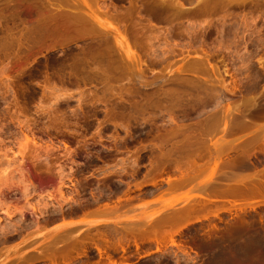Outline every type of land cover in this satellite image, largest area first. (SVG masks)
Masks as SVG:
<instances>
[{
    "label": "rangeland",
    "instance_id": "obj_1",
    "mask_svg": "<svg viewBox=\"0 0 264 264\" xmlns=\"http://www.w3.org/2000/svg\"><path fill=\"white\" fill-rule=\"evenodd\" d=\"M60 1L130 53L0 12V264H264V0Z\"/></svg>",
    "mask_w": 264,
    "mask_h": 264
},
{
    "label": "bare ground",
    "instance_id": "obj_2",
    "mask_svg": "<svg viewBox=\"0 0 264 264\" xmlns=\"http://www.w3.org/2000/svg\"><path fill=\"white\" fill-rule=\"evenodd\" d=\"M56 1V2H55ZM64 1V0H63ZM155 1V0H154ZM165 1H167V0H165ZM171 1V0H170ZM51 2V0H0V12L1 11H3V14L1 13V17H3V15H4V11H5V14H7L8 15V13L9 12H12V13H16L17 12V16H18V12H20L21 11V13H22V11L24 12V10H25V7L24 6H27L26 8H28L29 6L30 7H34L36 10L35 11H39V10H41L42 9V11H41V14H42V12L45 10V11H47V12H44L43 14L44 15H41L40 13L38 14V15H41V16H38L37 15V13H34L35 14V16H38V18L37 17H34L36 20H35V24H39V26H37V27H35L33 24L31 25V27L32 26H34V27H32V28H26V26L27 27H29V24H31V22H29V24L28 25H26V23H24V20H23V17H21V20L23 21V23L25 24V27H23V30H24V32H22L23 34H24V37L21 35L22 33H20V35L22 36V38L20 39L21 41L20 42H24L25 40L23 39V38H25L26 39V37L29 39H26V41L25 42H27V40L28 41H30V43L33 45V43H32V40H34V38H35V35H36V38L37 39H41L40 41H44V37L45 36H43V35H47V36H49L48 37V39H50V37L52 36V35H54L57 31H59L61 28H62V24L64 25V29H65V27H66V25L68 26V24L70 25V26H68V27H66L67 28V30H70V29H72V30H76V28L79 30H81V31H77L76 30V32H80V34H78V33H76L75 31V35H81V32H83V31H85L86 33L88 32V34L90 35V36H87L88 34H85V33H82V35H86L87 37H90V38H87V40H89V39H91L90 40V42H92L91 44H90V42H89V45H91V46H89V48L86 46V45H84V46H86V48H88V49H84L85 47H83V49H84V51L83 52H81L82 54H84L83 56H82V54H79V50H78V54H79V56L81 55V57H84V60H87V61H85L84 63H88V61L89 62H91V66H90V68L91 67H93L92 69H94L96 66H95V64L97 65V63H98V65H97V68H95V70L97 69V72L99 71V68L100 69H102L101 68V65H100V63H103V62H105L106 61V59L107 58H109L110 57V53L114 56V52H115V54H116V56H117V54H118V57H120L119 55H121L122 53H124V54H126L127 55V57L129 56V51H130V49H129V47H128V45H127V43H126V41H125V38L122 36V35H120V38H117V37H114L113 36V34H117V32H114L112 29H109L108 28V26H107V24H105V23H103L99 18H98V14L100 15V14H102V15H107L108 14V12H103V8L101 9V11H90L89 13H86V12H84V11H82L81 9L83 8L82 6V8L80 9H78L77 7H75L74 5V7L75 8H73V9H69V10H66V8H62L61 7V1L60 0H54V2H53V0H52V2L53 3H50ZM69 2V1H68ZM67 2V3H68ZM127 2V1H126ZM133 2L134 1H132V5H133ZM136 2H138V1H135V4H136ZM149 2H150V0H149ZM156 2V1H155ZM154 2V3H155ZM159 2V1H158ZM164 2V1H163ZM162 2V3H163ZM66 3V4H67ZM130 3L131 2H128V4L130 5ZM144 3V2H143ZM64 4V3H63ZM70 3H68V5H69ZM78 4V3H77ZM140 4V3H139ZM138 4V5H139ZM165 3H163V5H164ZM177 4V3H176ZM65 5V4H64ZM129 5L127 6V7H129ZM141 5H142V2H141ZM167 5H169V3L167 4ZM170 5H171V3H170ZM169 5V6H170ZM142 6H146V3L144 4V5H142ZM141 6V7H142ZM148 6V5H147ZM146 6V7H147ZM158 6V5H157ZM159 6L161 7L162 6V4L160 5V2H159ZM168 6V7H169ZM172 6V5H171ZM64 7V6H63ZM71 7V6H70ZM149 7V6H148ZM164 7V6H163ZM163 7H161L162 9H163ZM24 8V9H23ZM41 8V9H40ZM67 8H69V7H67ZM99 8V7H98ZM97 8V9H98ZM130 8H132V9H130ZM135 8H140V6H138V7H136V5H135V7H134V5H133V7L131 6V7H129V9L128 8H124L125 10L127 9L128 10V12H125L126 14H132L131 13V11L133 10V11H135L134 9ZM152 7H150L149 9H151ZM155 9H153V10H156V7H154ZM158 8V7H157ZM23 9V10H22ZM29 9H33V8H29ZM27 10V11H29V12H31V10ZM95 10H96V8H94ZM141 9V8H140ZM139 9V11H143V10H140ZM145 9H147L148 10V8H144V11H146ZM170 9V7L168 8V10ZM171 9H173L172 7H171ZM170 9V10H171ZM25 10V11H26ZM51 10V11H50ZM52 10H54V12L52 11ZM93 10V9H92ZM100 10V9H99ZM105 10H107L106 8H105ZM158 10V9H157ZM154 11V13L155 12H158V11ZM161 10V9H160ZM159 10V12L161 13L162 11H160ZM165 10H166V6H165ZM167 10V11H168ZM6 11H7V13H6ZM9 11V12H8ZM26 11V12H27ZM35 11H33V12H35ZM152 11V10H151ZM164 11V10H163ZM173 11H175V10H173ZM114 12V11H113ZM122 12V11H121ZM130 12V13H129ZM153 12V11H152ZM152 12H144V14L146 13V15L147 14H149V13H151V17L153 18H157V17H159V15H161L162 16V14H160V13H158L159 15L156 17V13L154 14V13H152ZM12 13H9V16H11V17H13V15H11ZM20 13V14H21ZM48 15H47V14ZM118 13V12H117ZM116 13V14H117ZM142 13V12H141ZM163 13V12H162ZM168 13V12H167ZM178 13V12H177ZM177 13H175V14H177ZM46 14V15H45ZM116 14H113L112 13V15H115L116 16V19L118 20V16L121 14V17H123L124 18V16H125V14H123V13H118L119 15L117 16ZM136 14H137V12H136ZM135 14V15H136ZM138 14H140V13H138ZM137 14V15H138ZM144 14H143V16H144ZM169 15H170V12L168 13ZM16 15H15V17H16ZM31 15V14H30ZM111 14L109 15H107V16H111V18L110 19H112V16ZM124 15V16H123ZM135 15H133V17L135 16ZM136 15V16H137ZM142 15V14H141ZM165 15V14H164ZM5 16V15H4ZM9 16L8 17H6L5 16V19H7V18H9ZM32 16V15H31ZM114 16V17H115ZM128 16V15H127ZM130 16V15H129ZM128 16V17H129ZM139 16L140 15H138L137 17V19H140V18H142V17H140L139 18ZM149 16H150V14H149ZM149 16L147 17L148 18V21H149ZM0 17V18H1ZM10 17V18H11ZM20 17V16H19ZM18 17V19H20ZM108 17V18H109ZM132 17V16H131ZM150 17V18H151ZM163 17V16H162ZM167 17V16H166ZM176 17H178V16H176ZM4 18V17H3ZM3 18H2V20H3ZM27 18V17H26ZM30 17L28 16V19H29ZM120 18V17H119ZM123 18H120L119 20H118V22H121V20L123 19ZM125 18H126V16H125ZM168 18V17H167ZM179 18V17H178ZM186 18V17H185ZM188 18V17H187ZM4 19V20H5ZM14 19V18H13ZM28 19H27V22H28ZM31 19V18H30ZM114 19V18H113ZM115 19V20H116ZM128 19V18H127ZM136 19V18H135ZM134 19V20H135ZM146 19V18H145ZM159 19H160V17H159ZM159 19H157V20H159ZM163 19H164V17H163ZM162 19V20H163ZM175 19V18H174ZM1 20V19H0ZM8 20V19H7ZM11 20V19H10ZM10 20H8V21H10ZM26 20V19H25ZM31 20H33V19H31ZM124 20V19H123ZM122 20V21H123ZM153 20V19H152ZM156 20V19H155ZM169 20V19H168ZM11 21H13V20H11ZM47 21L48 22H53V23H51V24H49V25H47ZM127 21V20H126ZM125 21V22H126ZM141 21L142 20H140V24H141ZM147 21V20H146ZM150 21H151V19H150ZM161 21V20H160ZM2 22V21H1ZM6 22V21H5ZM15 22V21H14ZM61 22H64V23H62L61 24ZM136 22H138V21H136ZM163 22V21H162ZM166 22V21H165ZM168 22H170V21H168ZM17 23V22H16ZM18 23H19V21H18ZM17 23V24H18ZM32 23H34V22H32ZM41 23V24H40ZM60 23V24H59ZM127 23V22H126ZM149 23V22H148ZM3 24V23H2ZM7 24V23H6ZM15 24V23H14ZM17 24H15V25H17ZM22 24V23H21ZM54 24V25H53ZM134 24H138V23H134ZM134 24H132V26L134 25ZM139 24V25H140ZM143 24H144V22H143ZM146 24H147V22H146ZM150 24H151V22H150ZM168 24V23H167ZM12 25V24H11ZM10 25V26H11ZM18 25H20V24H18ZM42 25V26H41ZM130 25V24H129ZM135 25V26H136ZM142 25V24H141ZM145 25V24H144ZM148 25V24H147ZM5 26V25H4ZM8 26V25H7ZM23 26V25H22ZM21 26V27H22ZM61 26V27H60ZM6 27V26H5ZM11 27H13V26H11ZM72 27V28H71ZM139 27V26H138ZM138 27H137V29H138ZM142 27V26H141ZM149 27V26H148ZM17 28H18V26H16V30H17ZM25 28H26V30H25ZM69 28V29H68ZM144 28V27H143ZM142 28V29H143ZM15 29V28H14ZM28 29V30H27ZM64 29H61L60 31H62V33L59 31V33H61V34H55L53 37H55L56 35L58 36H60L61 38H62V36H64V38H68L69 37V35H71V34H68L67 32L68 31H66V33L67 34H65V32L63 31ZM124 29H125V26H124ZM136 29V28H135ZM9 30V29H8ZM12 30V29H11ZM16 30H15V32H16ZM72 30L71 31H69L70 33H72ZM120 30V29H119ZM133 30H134V28H133ZM139 30H141V29H139ZM144 30V29H143ZM147 30V29H146ZM168 30V29H167ZM5 31H6V29H5ZM13 31V30H12ZM18 31V30H17ZM22 31V30H21ZM21 31H19V32H21ZM130 31V30H129ZM142 31V30H141ZM7 32V31H6ZM124 32V31H123ZM127 32V31H126ZM135 32H136V30H135ZM144 31H142V33H143ZM8 33V32H7ZM7 33H5V34H7ZM13 33V32H12ZM64 33V34H63ZM145 33V32H144ZM152 33V32H151ZM138 34V33H137ZM137 34H135V35H137ZM146 34V33H145ZM150 34V33H149ZM8 35L9 36H13V34L11 35V33L9 34L8 33ZM19 35V36H20ZM32 35H34L33 37H31ZM65 35H67V36H65ZM75 35H72V36H75ZM126 35V34H125ZM124 35V36H125ZM130 35V34H129ZM139 35H141V34H139ZM16 36V35H15ZM18 36V35H17ZM20 36V37H21ZM26 36V37H25ZM46 36V37H47ZM56 36V38H58ZM86 36H84L83 38H85ZM132 36V35H131ZM143 36V35H142ZM150 36H153V35H150ZM7 37V36H6ZM19 37V38H20ZM30 37H31V39H30ZM42 37H43V39H42ZM76 38L78 37V36H75ZM82 37V36H81ZM81 37H79L78 39H80ZM134 37V36H133ZM144 37V36H143ZM145 37H147V36H145ZM149 37V36H148ZM11 38V37H10ZM37 39H35L36 41H37ZM46 39V38H45ZM51 39H53L52 37H51ZM63 39V38H62ZM69 39H72L71 37H69ZM86 39V38H85ZM141 39V38H140ZM15 41H17V42H19V40H18V38H16L15 37V39H14ZM82 40V39H81ZM144 40V39H143ZM150 40V39H149ZM148 40V41H149ZM10 41V40H9ZM39 41V40H38ZM35 42L34 43V45L36 44V43H44V42ZM86 41V40H85ZM22 42V43H23ZM88 42V41H87ZM86 42V43H87ZM140 41H138V43H139ZM147 42V41H146ZM12 43V42H11ZM28 43V42H27ZM8 44V43H7ZM135 44V43H134ZM148 44V43H147ZM10 45V44H9ZM18 45V44H17ZM19 45H20V43H19ZM88 45V44H87ZM149 45V44H148ZM8 46V45H7ZM12 46V45H11ZM24 46H25V44H24ZM27 46V45H26ZM140 46V45H139ZM143 46V45H142ZM81 47V46H80ZM144 47V46H143ZM21 48V47H20ZM81 50H83L82 48H80ZM151 49V48H150ZM77 53V52H76ZM107 54H109V56L107 57V58H105V56L107 55ZM162 54V53H161ZM113 56H111V57H113ZM116 56H114V57H116ZM164 56V55H163ZM77 57H78V55H77ZM110 57V58H111ZM80 58V57H79ZM105 58V59H104ZM117 58V57H116ZM81 59V58H80ZM80 59H79V61H80ZM112 59V58H111ZM111 59H107V61H110ZM120 60H122L121 58H119ZM83 60V59H82ZM113 60L114 61H116V59L114 58V59H112V61L110 62V63H112L113 62ZM106 61V62H107ZM80 62H82V61H80ZM94 64H93V63ZM103 63V64H108V63ZM117 62H119V61H117ZM121 62V61H120ZM125 62V61H124ZM109 63V65H111ZM114 63V62H113ZM113 63H112V65H113ZM122 63V62H121ZM79 64V63H78ZM85 64V65H86ZM90 63H88L87 65H89ZM117 64V63H116ZM130 64V63H129ZM200 64V63H199ZM76 65V64H75ZM93 65V66H92ZM108 65V66H109ZM111 65V66H112ZM118 65V64H117ZM127 65V64H126ZM131 65V64H130ZM81 66H83V65H81ZM95 66V67H94ZM100 66V67H99ZM103 66V65H102ZM111 66H110V69H108V70H111ZM119 66V65H118ZM124 66L125 65H123V66H121L120 65V67L121 68H124ZM127 66H129V65H127ZM200 66V65H199ZM107 68V65H105L104 66V68ZM113 67V66H112ZM78 68V67H77ZM76 68V69H77ZM117 68V67H116ZM119 68V67H118ZM129 68V67H128ZM126 69V68H125ZM196 69V68H195ZM104 71H107V69H103ZM130 70V69H129ZM138 70H140V69H138ZM197 70V69H196ZM79 71V70H78ZM94 71V70H93ZM112 71V70H111ZM115 71H116V69H115ZM117 71H118V69H117ZM116 71V72H117ZM127 71V70H126ZM134 71V70H133ZM81 72V71H80ZM88 72V74L90 73L89 71H87ZM100 72H101V70H100ZM110 72V71H109ZM123 72V71H122ZM199 72V71H198ZM83 73V72H82ZM86 73V72H85ZM94 73V72H93ZM92 73V74H93ZM103 73H105V72H103ZM106 73H108V72H106ZM105 73V74H106ZM115 73V72H114ZM123 73H125V72H123ZM142 73H144V72H142ZM101 74H102V72H101ZM103 75V77L105 76L106 77V75ZM119 74V73H118ZM126 74V73H125ZM94 75H95V73H94ZM96 75H98L97 73H96ZM95 75V76H96ZM108 75V74H107ZM131 75V74H130ZM94 76V77H95ZM99 76V75H98ZM142 76V75H141ZM145 76V75H144ZM105 77L103 78L104 80H105ZM100 78V77H99ZM102 78V77H101ZM100 78V79H101ZM88 79V78H87ZM94 79V78H93ZM92 79V80H93ZM99 79V80H100ZM145 79V78H144ZM99 82V81H98ZM175 87V86H174ZM173 90V89H172ZM131 92V91H130ZM130 92H129V94H130ZM179 92V91H178ZM181 93H182V91H181ZM183 94V93H182ZM131 95V94H130ZM157 95V94H156ZM181 95V94H180ZM163 97V96H162ZM165 97V96H164ZM165 99V98H164ZM168 100V99H167ZM129 103V102H128ZM149 103H152V102H149ZM167 103V102H166ZM178 103V102H177ZM132 104V103H131ZM135 106V105H134ZM154 107H155V105H153ZM156 106H157V104H156ZM153 107V108H154ZM158 107V106H157ZM190 107H192V106H190ZM133 108V107H132ZM156 108V107H155ZM135 110V109H134ZM138 110V109H137ZM141 114V113H140ZM216 126V125H215ZM163 139V138H162ZM167 141V140H166ZM166 152V151H165ZM169 152H167V154H168ZM17 189V188H16ZM22 192V191H21ZM29 208V207H28ZM28 208H26V210L28 209ZM25 211V210H24ZM32 211V210H31ZM33 212V211H32ZM21 213V212H20ZM21 215V214H20ZM22 260V259H21ZM242 260V259H241ZM240 261V260H239Z\"/></svg>",
    "mask_w": 264,
    "mask_h": 264
}]
</instances>
